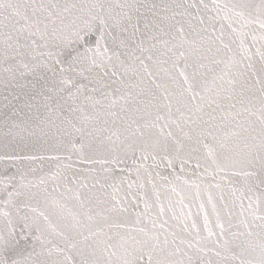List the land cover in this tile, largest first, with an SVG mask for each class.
Masks as SVG:
<instances>
[{
  "label": "snow or ice",
  "instance_id": "1",
  "mask_svg": "<svg viewBox=\"0 0 264 264\" xmlns=\"http://www.w3.org/2000/svg\"><path fill=\"white\" fill-rule=\"evenodd\" d=\"M0 264H264V0H0Z\"/></svg>",
  "mask_w": 264,
  "mask_h": 264
}]
</instances>
